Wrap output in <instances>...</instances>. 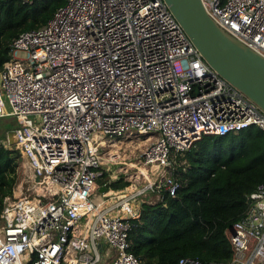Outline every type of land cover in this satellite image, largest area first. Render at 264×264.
<instances>
[{
	"label": "built area",
	"instance_id": "2783aa9c",
	"mask_svg": "<svg viewBox=\"0 0 264 264\" xmlns=\"http://www.w3.org/2000/svg\"><path fill=\"white\" fill-rule=\"evenodd\" d=\"M200 1L264 55V0ZM6 115L17 119L24 159L0 213V264H142L129 219L180 187L171 155L205 134L264 130V113L202 58L163 0H65L41 27L20 32L0 67ZM140 135L148 144L138 162L151 178L96 198L104 145ZM245 202L226 230L224 264H264V182Z\"/></svg>",
	"mask_w": 264,
	"mask_h": 264
},
{
	"label": "trees",
	"instance_id": "16d2710c",
	"mask_svg": "<svg viewBox=\"0 0 264 264\" xmlns=\"http://www.w3.org/2000/svg\"><path fill=\"white\" fill-rule=\"evenodd\" d=\"M65 0H0V67L20 32L41 27ZM20 150L0 138V213L17 183ZM176 158V160H175ZM174 195L141 203L128 238L142 264H177L181 256L224 264L232 249L226 230L241 216L245 195L264 182V130L250 125L223 135L205 134L174 154ZM121 177L108 188L123 189Z\"/></svg>",
	"mask_w": 264,
	"mask_h": 264
},
{
	"label": "water",
	"instance_id": "95a60500",
	"mask_svg": "<svg viewBox=\"0 0 264 264\" xmlns=\"http://www.w3.org/2000/svg\"><path fill=\"white\" fill-rule=\"evenodd\" d=\"M163 1L202 58L264 113V55L220 28L200 0ZM15 139L14 129L8 130L9 145Z\"/></svg>",
	"mask_w": 264,
	"mask_h": 264
},
{
	"label": "rangeland",
	"instance_id": "374dc122",
	"mask_svg": "<svg viewBox=\"0 0 264 264\" xmlns=\"http://www.w3.org/2000/svg\"><path fill=\"white\" fill-rule=\"evenodd\" d=\"M18 55H24L23 51H18ZM6 99V98H5ZM5 111H9L11 107L5 102ZM18 127L17 119L13 115H6L0 117V138L3 143L9 146L7 141V131ZM105 136L102 135L101 138ZM95 140L94 137H91ZM148 144V140L144 138V135H140L139 138L132 136L129 139L122 140V142H109L104 145V156L108 161L102 163V169L104 174L96 182L98 185L97 189L94 191L96 198L103 197V193H114L113 189H109L108 186L105 191H100L99 188L102 182L108 183L111 180L122 178L127 180L129 185L124 187L123 190H130L133 187L137 188L145 183L146 178H151L150 171L143 172L141 164L138 162V155L141 149ZM15 144L10 146L15 147ZM115 157V158H114ZM113 158V159H112ZM24 159L22 153L20 152L17 164V181L20 178L22 170L20 169V162ZM172 165H174V155H171ZM171 165L172 172L174 171V166ZM142 167V168H141ZM141 168V171L139 169ZM140 172H143L140 174ZM2 221L0 220V226H2Z\"/></svg>",
	"mask_w": 264,
	"mask_h": 264
},
{
	"label": "bare ground",
	"instance_id": "6f19581e",
	"mask_svg": "<svg viewBox=\"0 0 264 264\" xmlns=\"http://www.w3.org/2000/svg\"><path fill=\"white\" fill-rule=\"evenodd\" d=\"M143 172H145V168H142Z\"/></svg>",
	"mask_w": 264,
	"mask_h": 264
},
{
	"label": "crops",
	"instance_id": "0c3cea01",
	"mask_svg": "<svg viewBox=\"0 0 264 264\" xmlns=\"http://www.w3.org/2000/svg\"><path fill=\"white\" fill-rule=\"evenodd\" d=\"M108 184V183H107Z\"/></svg>",
	"mask_w": 264,
	"mask_h": 264
}]
</instances>
